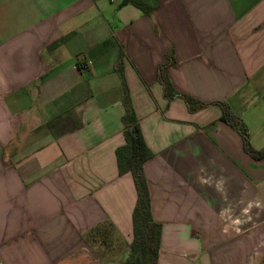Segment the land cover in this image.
<instances>
[{"label": "crops", "instance_id": "crops-1", "mask_svg": "<svg viewBox=\"0 0 264 264\" xmlns=\"http://www.w3.org/2000/svg\"><path fill=\"white\" fill-rule=\"evenodd\" d=\"M0 0V264H122L137 191L120 175L123 70L153 157L158 264H264V0ZM173 48L175 91L159 67Z\"/></svg>", "mask_w": 264, "mask_h": 264}, {"label": "trees", "instance_id": "trees-1", "mask_svg": "<svg viewBox=\"0 0 264 264\" xmlns=\"http://www.w3.org/2000/svg\"><path fill=\"white\" fill-rule=\"evenodd\" d=\"M133 6L144 15L151 16L159 8L158 0H123L120 7ZM124 53L120 54L117 62L123 85L122 103L124 116L122 118L125 144L116 150L119 174H131L137 191V202L133 211L134 239L129 246L127 257L122 264H158L162 236V224L152 216L151 197L144 172L145 163L153 157L143 138L139 120L131 106L130 92L123 70ZM173 48L167 54V61L159 67V81L164 87V95L170 101L176 98L185 100L189 111L196 113L207 105L196 99L183 95L172 86L168 77V69L174 64ZM222 110L221 120L238 132L243 139L244 150L254 159L264 158V150H255L250 142L248 129L243 121L234 114L227 103H216Z\"/></svg>", "mask_w": 264, "mask_h": 264}]
</instances>
